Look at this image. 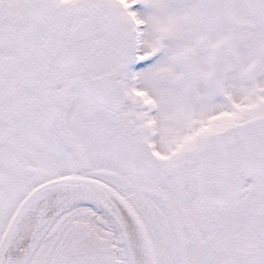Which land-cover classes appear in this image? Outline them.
I'll return each instance as SVG.
<instances>
[{
    "label": "snow or ice",
    "instance_id": "obj_1",
    "mask_svg": "<svg viewBox=\"0 0 264 264\" xmlns=\"http://www.w3.org/2000/svg\"><path fill=\"white\" fill-rule=\"evenodd\" d=\"M0 264H264V0H0Z\"/></svg>",
    "mask_w": 264,
    "mask_h": 264
}]
</instances>
